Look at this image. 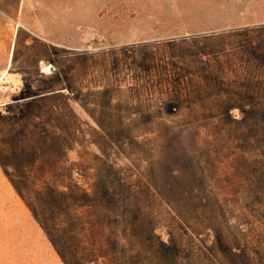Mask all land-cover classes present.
<instances>
[{
	"label": "rangeland",
	"instance_id": "374dc122",
	"mask_svg": "<svg viewBox=\"0 0 264 264\" xmlns=\"http://www.w3.org/2000/svg\"><path fill=\"white\" fill-rule=\"evenodd\" d=\"M0 264H264V0H0Z\"/></svg>",
	"mask_w": 264,
	"mask_h": 264
}]
</instances>
